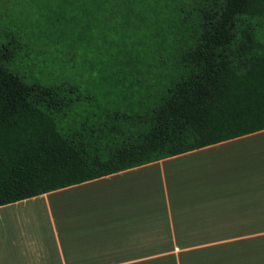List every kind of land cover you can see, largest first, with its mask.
Instances as JSON below:
<instances>
[{
  "label": "trees",
  "instance_id": "trees-1",
  "mask_svg": "<svg viewBox=\"0 0 264 264\" xmlns=\"http://www.w3.org/2000/svg\"><path fill=\"white\" fill-rule=\"evenodd\" d=\"M0 22V206L264 130V0H0Z\"/></svg>",
  "mask_w": 264,
  "mask_h": 264
},
{
  "label": "crops",
  "instance_id": "crops-1",
  "mask_svg": "<svg viewBox=\"0 0 264 264\" xmlns=\"http://www.w3.org/2000/svg\"><path fill=\"white\" fill-rule=\"evenodd\" d=\"M0 264H264V130L0 206Z\"/></svg>",
  "mask_w": 264,
  "mask_h": 264
},
{
  "label": "rangeland",
  "instance_id": "rangeland-1",
  "mask_svg": "<svg viewBox=\"0 0 264 264\" xmlns=\"http://www.w3.org/2000/svg\"><path fill=\"white\" fill-rule=\"evenodd\" d=\"M12 30H13V29L9 28L7 24H4L3 22H2V23L0 22V43L5 41V38L9 36V34H10V32H11ZM18 33L21 34V36H23V31H22V30H21V31H18ZM6 34H7V35H6ZM35 47H36V46H34L33 50L36 49ZM27 51H28V54H29V58L32 59L33 56H34V55H33V51H32L30 48H28ZM27 61H28V59H27ZM28 62H30V61H28ZM31 62H32V61H31ZM24 68H25V67L22 65V67H21L20 69H21L22 71H23V70L26 71V69H24ZM26 72H27V71H26ZM21 74L24 75L25 77H28V76H26V75L33 74V73H21ZM71 77L74 78V75L72 74Z\"/></svg>",
  "mask_w": 264,
  "mask_h": 264
}]
</instances>
